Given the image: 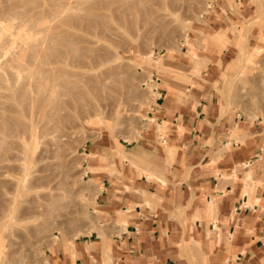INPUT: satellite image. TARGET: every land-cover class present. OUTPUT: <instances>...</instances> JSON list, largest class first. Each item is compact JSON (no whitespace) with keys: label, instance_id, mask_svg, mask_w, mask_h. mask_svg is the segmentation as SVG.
Masks as SVG:
<instances>
[{"label":"crops","instance_id":"obj_1","mask_svg":"<svg viewBox=\"0 0 264 264\" xmlns=\"http://www.w3.org/2000/svg\"><path fill=\"white\" fill-rule=\"evenodd\" d=\"M261 5L211 1L199 31L153 61L138 143L84 151L103 231L75 239L60 264H193L198 253L206 264L264 263V127L222 85L241 51L264 49Z\"/></svg>","mask_w":264,"mask_h":264},{"label":"rangeland","instance_id":"obj_2","mask_svg":"<svg viewBox=\"0 0 264 264\" xmlns=\"http://www.w3.org/2000/svg\"><path fill=\"white\" fill-rule=\"evenodd\" d=\"M211 1L213 0H176V3H172L173 7L176 6L172 10L171 2L166 0L165 4L170 6L166 5L158 11L167 15L164 23L154 25L149 18L138 13L132 16L133 24H129L128 19L127 22L115 20L120 14L116 10L120 0H0L1 11H11L9 8L14 4L15 9L20 12L19 16L16 15L17 19L6 15L7 21L4 24L10 30L14 26L11 32H17L19 27L20 32L23 30V38L19 31L15 33L19 34L18 37L7 35L10 41L31 40L28 38L29 34L33 39H42L45 34L53 32L74 38H98V43L107 46L110 58L107 64L90 71L92 75H99L105 80L103 92L101 90L97 100L100 105L93 108L86 106L82 113L80 109H71L70 118L60 124L66 134L60 144L47 153L49 159L44 163L50 164L47 170L49 181H45L47 185L38 186L19 196L20 204L15 211L18 219H6L7 223L2 227L0 224V264H60L61 257L64 256L62 252L75 239L89 238L95 235L94 232L101 234L105 223L101 220L95 199L98 183L92 174L87 173V156L84 151L100 144L117 147L121 154L120 145L130 148L138 143L147 127V110L153 103V61L161 53L180 49L189 36L199 31L201 15L209 11ZM254 7L257 8L255 5ZM93 13H98L101 17L88 19V15ZM30 14L34 15L33 23L21 21L22 17L26 18ZM257 17L259 18H255L253 23L264 25V10ZM45 18L48 20L45 21V26L37 23L43 24L42 19ZM87 25L94 27L90 29ZM38 26H43L45 30ZM88 29L91 32L86 31ZM24 32L28 35H24ZM93 33H97L99 37H93ZM110 34L112 38H109ZM55 46H59L58 43H54L53 47ZM5 62L6 57L0 56V65L3 66ZM30 62L31 59L22 60L20 66L14 69L5 64L7 66L0 68V83L8 84L10 78L24 74L31 66ZM222 81L228 104L239 109L246 122L264 127V49L257 53L247 49L241 51L223 70ZM59 132L61 133L60 129L55 133ZM41 165L42 162L38 166ZM26 177L25 183L29 180ZM4 179L9 180L10 176L0 175V206L10 196L4 193L7 187L1 185ZM192 259L193 264H206L201 253L192 255Z\"/></svg>","mask_w":264,"mask_h":264},{"label":"bare ground","instance_id":"obj_3","mask_svg":"<svg viewBox=\"0 0 264 264\" xmlns=\"http://www.w3.org/2000/svg\"><path fill=\"white\" fill-rule=\"evenodd\" d=\"M169 2H171L173 9L170 8L174 10L176 6L173 7V4L176 3V0H169ZM165 3H167L166 0H120L116 8L120 14L114 19H122L124 22L128 21L129 24H133L132 16L138 13L149 18L154 25H162L167 15L165 13L160 14L158 11H161L166 5L170 6ZM176 5L178 6V4ZM109 8L113 9V7ZM9 9L11 11L8 12L0 10V56L6 57L5 64L8 65L4 64L3 66L8 68L10 66L14 69V67L20 66L22 60L27 61V59H31L29 64L31 66L24 74L14 75L15 77L10 78L8 84L0 83V175L5 176L8 174L10 176L9 180L4 179L1 182L2 187H7L4 193L10 195L7 197L6 202L0 206L1 227L6 225V219H18L15 211L20 204L19 196L38 186L47 185L45 181H49L47 170L50 166V164L44 165L46 159H49L47 153L63 140L66 133L61 129L60 124L70 118L71 109H80L82 113L85 111L84 107L86 106L93 108L100 105L97 100L105 86V80L101 79L99 75H92L90 71L107 64L110 60L107 46L98 43L99 39L97 37L99 35L97 33L99 31L91 34L97 38L96 40L84 38V36L74 38L71 35L54 32L45 34L44 37L41 36L42 39H33L30 34L24 32V35H28L31 40L26 41V39L25 42L23 40V42H20V40L10 41L7 35L18 37L19 34L16 35L15 33L20 32L18 29L22 22L17 26L19 27L16 28L17 32H11L14 26L10 30L4 24L7 21L6 15L9 14L12 15V18L13 16L16 18L19 11L15 9L14 4ZM262 10H264V6L260 9L259 14ZM88 16H90L88 19H99L101 17L98 13ZM142 19L140 22H142ZM25 20H28V23H33L34 15L30 14L26 18H21V21L25 22ZM43 20V24L38 21L37 23L45 26L44 23L48 20L46 18ZM39 26L38 28L43 27ZM87 27L90 26L87 25ZM87 27L84 28L87 29ZM111 27L110 29H112ZM31 29L29 30L31 31ZM90 29L86 31L91 32ZM43 30H45L44 27ZM22 32L23 30L20 32L21 35ZM110 37L112 38V35ZM24 38L26 37L24 36ZM54 43H58L59 46L53 47ZM77 43L82 44L78 45ZM3 66L0 65V68ZM107 70L109 71V69ZM109 88L111 87L109 86ZM59 129L61 133H55ZM41 162L44 166H38ZM25 177L29 178L27 183H25ZM55 199L57 200V198ZM71 253H74L73 250ZM4 258L6 257L4 256ZM6 264L8 263L6 262Z\"/></svg>","mask_w":264,"mask_h":264}]
</instances>
